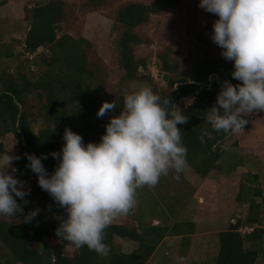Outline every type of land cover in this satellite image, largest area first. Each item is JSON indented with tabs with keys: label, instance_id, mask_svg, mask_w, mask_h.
<instances>
[{
	"label": "trees",
	"instance_id": "16d2710c",
	"mask_svg": "<svg viewBox=\"0 0 264 264\" xmlns=\"http://www.w3.org/2000/svg\"><path fill=\"white\" fill-rule=\"evenodd\" d=\"M105 2L86 0L85 7L100 9ZM178 2L152 0L148 4L128 3L117 9L112 30L117 33V68L122 75L114 95L103 93L95 70L90 68V42L68 34L58 36L66 17L61 0L25 8L24 20L28 30L19 56L25 60L30 74L22 71L0 73V153L11 150L9 154L20 157L14 161L18 169L15 175L30 189L26 197L29 203L22 205L24 213L11 217L12 222L0 219V250L7 251L15 259V264H151L150 258L165 238L190 234L183 228L187 224H169L163 220L153 225L144 220L137 190V209L133 212L136 226L111 224L105 230L104 242L110 247L107 256L98 255L86 246L77 249L74 245L73 255L66 256L58 246H67L70 242L55 234L60 222L56 217L66 214L39 187L36 175L26 167L28 161L25 157L26 153L41 156L59 152L64 144L65 127L81 135L85 144L100 141L108 122L96 116L101 103L115 100L122 107L129 83L141 81L154 85L149 74L139 72L140 68H146V63L135 56V48L144 43L136 29L146 25L151 16L174 8ZM3 4L4 1L0 2V6ZM205 43L210 42L205 40ZM5 56L11 58L13 54L10 51ZM168 57L165 53L157 55V67L170 76L166 89L160 92L154 89V93L162 100H170L169 111L175 110V101L194 97L193 103L179 107L188 122L177 127L182 131V143L187 148V167L198 177L205 178L212 171L219 170V143L231 133L213 129L207 119L209 109L215 105L221 81L239 82L230 75L232 62L225 61L220 54L206 56L182 76L178 75L176 61H169ZM120 110L118 107L108 115H118ZM247 128L248 124L244 129ZM42 163L51 174L58 160L49 155ZM18 203H21L19 199ZM263 205L262 190L255 187L251 190L247 216L243 220L236 219L234 224L216 234L217 252L210 264H256V250L247 249L245 245L259 241L264 235V230L257 228ZM46 207L51 214L42 212ZM34 208L40 210L39 214L32 222L24 223L23 215ZM240 229H249L250 232L241 234ZM116 239L133 242L136 247L130 253H124L115 244Z\"/></svg>",
	"mask_w": 264,
	"mask_h": 264
},
{
	"label": "clouds",
	"instance_id": "9594fccd",
	"mask_svg": "<svg viewBox=\"0 0 264 264\" xmlns=\"http://www.w3.org/2000/svg\"><path fill=\"white\" fill-rule=\"evenodd\" d=\"M198 7L217 17L210 39L222 58L232 62L230 75L239 82L221 81L207 119L216 131L239 133L248 123L244 114L264 112V0H199ZM169 104L146 85L124 94L122 107L115 100L101 103L98 118L121 110L109 117L98 143L85 144L65 127L59 152L25 154L39 187L66 214L56 217L58 238L107 256L105 230L136 207L137 190L155 187L169 172L180 179L187 148L177 125L186 124L188 117L178 107L169 111ZM10 151L0 153V216L18 217L29 203L30 189L17 179L14 161L20 157ZM49 155L58 160L51 174L42 163ZM39 211L29 210L23 222H32Z\"/></svg>",
	"mask_w": 264,
	"mask_h": 264
},
{
	"label": "rangeland",
	"instance_id": "374dc122",
	"mask_svg": "<svg viewBox=\"0 0 264 264\" xmlns=\"http://www.w3.org/2000/svg\"><path fill=\"white\" fill-rule=\"evenodd\" d=\"M2 1L0 73L28 72L25 60L19 56L28 30L24 20L25 8L46 4L50 0ZM61 1L65 5L66 17L59 27L58 36L68 34L90 42V68L95 70L103 93L114 95L122 75L117 68V33L112 30L115 13L125 4H148L152 0H106L100 9L85 7L86 0ZM198 3L199 0H179L174 8L151 16L146 25L136 29V34L144 43L135 48V56L146 63V68H140L139 72L149 74L154 79L151 86L153 91H164L167 83L161 78L164 73L157 67L158 54L165 53L169 61H176L178 75L182 76L206 56L221 53V49L210 39L212 22L217 17L199 8ZM205 40L210 43L206 44ZM10 51L13 57L7 58L5 54ZM146 85L141 81L129 83V91L126 92L137 91ZM193 101L194 97L188 96L175 101L174 106H187ZM109 117L107 115L103 119L108 121ZM244 118L248 121V128L239 133L231 132L219 143V170L200 178L186 167L179 180L174 179V172H169L161 177L155 187L138 189L144 220L153 225L163 220L169 224H187L183 228L190 233L183 235L185 237L165 238L150 258L151 264H210L217 252L216 234L226 230L236 219L243 220L247 216L251 190L258 187L264 196V112L247 113ZM136 209L137 205L128 215L116 218L112 224L135 227L133 212ZM42 212L51 214L47 207ZM0 219L14 221L7 216H0ZM258 219L260 223L257 228L264 230V205ZM240 230L241 234L250 232L249 229ZM115 244L124 253H130L136 247L135 243L125 239H116ZM58 247L66 256L74 253L71 243ZM245 247L256 250V264H264V235L259 241ZM0 260L1 264H15V259L5 250H0Z\"/></svg>",
	"mask_w": 264,
	"mask_h": 264
},
{
	"label": "water",
	"instance_id": "95a60500",
	"mask_svg": "<svg viewBox=\"0 0 264 264\" xmlns=\"http://www.w3.org/2000/svg\"><path fill=\"white\" fill-rule=\"evenodd\" d=\"M160 74V73H159ZM162 80L164 81V82H167V80H168V74H162Z\"/></svg>",
	"mask_w": 264,
	"mask_h": 264
},
{
	"label": "built area",
	"instance_id": "2783aa9c",
	"mask_svg": "<svg viewBox=\"0 0 264 264\" xmlns=\"http://www.w3.org/2000/svg\"><path fill=\"white\" fill-rule=\"evenodd\" d=\"M28 56V55H27ZM245 230H248V229H245ZM242 230H240V232H241Z\"/></svg>",
	"mask_w": 264,
	"mask_h": 264
}]
</instances>
